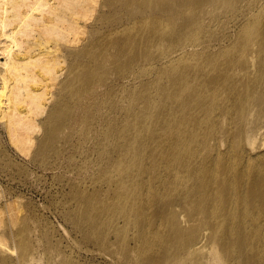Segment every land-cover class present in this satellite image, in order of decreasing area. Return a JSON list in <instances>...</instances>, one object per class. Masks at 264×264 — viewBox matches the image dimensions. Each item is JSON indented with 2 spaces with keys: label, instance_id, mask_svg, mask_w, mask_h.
<instances>
[{
  "label": "bare ground",
  "instance_id": "bare-ground-1",
  "mask_svg": "<svg viewBox=\"0 0 264 264\" xmlns=\"http://www.w3.org/2000/svg\"><path fill=\"white\" fill-rule=\"evenodd\" d=\"M0 122L73 227L0 264H264V0H0Z\"/></svg>",
  "mask_w": 264,
  "mask_h": 264
},
{
  "label": "rangeland",
  "instance_id": "rangeland-1",
  "mask_svg": "<svg viewBox=\"0 0 264 264\" xmlns=\"http://www.w3.org/2000/svg\"><path fill=\"white\" fill-rule=\"evenodd\" d=\"M9 140L8 132L0 122V188L2 191L0 205L7 199H18L21 207L17 204L20 209L15 208L14 204V208L17 209L19 217L24 219V221L19 220L20 223L25 222L33 230L34 235L42 234L41 237L46 239L45 241L47 236L62 237L64 244L63 228L72 232L73 227L60 213V187L57 184L56 171L44 168L32 157H26V154L23 156L24 153L15 150ZM79 239L83 245H90L92 249H97L94 243H87L81 237ZM63 250L66 253L71 252L68 247H63ZM88 259L89 264H113L102 256H89Z\"/></svg>",
  "mask_w": 264,
  "mask_h": 264
}]
</instances>
